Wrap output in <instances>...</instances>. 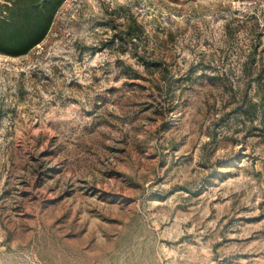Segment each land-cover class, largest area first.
<instances>
[{"label":"rangeland","instance_id":"1","mask_svg":"<svg viewBox=\"0 0 264 264\" xmlns=\"http://www.w3.org/2000/svg\"><path fill=\"white\" fill-rule=\"evenodd\" d=\"M56 2L0 50V264H264V0Z\"/></svg>","mask_w":264,"mask_h":264},{"label":"trees","instance_id":"2","mask_svg":"<svg viewBox=\"0 0 264 264\" xmlns=\"http://www.w3.org/2000/svg\"><path fill=\"white\" fill-rule=\"evenodd\" d=\"M11 5H5L8 16L0 18L2 27L0 29V50L8 54H23L29 51L33 46L38 44L44 37L52 16L58 7V2L52 8V14L45 16V8L54 3L55 0H8ZM36 13V19H35ZM45 17L47 19H45ZM22 19L27 21V27H18V22ZM35 25L37 27L35 28ZM144 34L143 26L132 17L130 27L123 34L117 36L119 41L123 43L125 40L132 43L134 53L139 60L147 64L148 61L140 55L138 51V43L136 42L140 36ZM250 75L254 72L252 67L245 70ZM255 81L259 84V89L263 92L261 100L264 102V56L261 59L260 66L255 69ZM239 114L247 116L250 120L255 119L258 115L264 116V104H257L243 100L237 111Z\"/></svg>","mask_w":264,"mask_h":264}]
</instances>
